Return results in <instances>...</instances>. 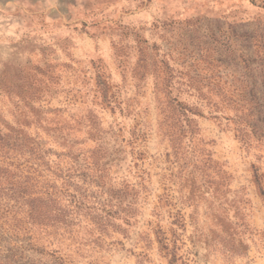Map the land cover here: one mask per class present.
I'll return each mask as SVG.
<instances>
[{
  "label": "rangeland",
  "instance_id": "rangeland-1",
  "mask_svg": "<svg viewBox=\"0 0 264 264\" xmlns=\"http://www.w3.org/2000/svg\"><path fill=\"white\" fill-rule=\"evenodd\" d=\"M0 119L133 201L0 264H264V0H0Z\"/></svg>",
  "mask_w": 264,
  "mask_h": 264
},
{
  "label": "trees",
  "instance_id": "trees-1",
  "mask_svg": "<svg viewBox=\"0 0 264 264\" xmlns=\"http://www.w3.org/2000/svg\"><path fill=\"white\" fill-rule=\"evenodd\" d=\"M63 142L59 152L53 151L20 124L0 119V227L10 226L30 239L47 229L70 233L87 218L103 230L109 217L120 218L122 204L132 205L128 187L107 189L101 165L72 156V144ZM62 159L69 163L65 169Z\"/></svg>",
  "mask_w": 264,
  "mask_h": 264
}]
</instances>
